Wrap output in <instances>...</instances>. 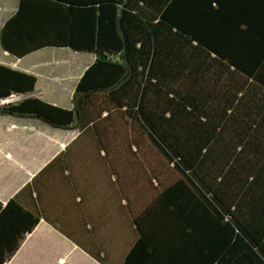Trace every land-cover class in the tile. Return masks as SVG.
<instances>
[{"label": "trees", "instance_id": "obj_1", "mask_svg": "<svg viewBox=\"0 0 264 264\" xmlns=\"http://www.w3.org/2000/svg\"><path fill=\"white\" fill-rule=\"evenodd\" d=\"M1 48L95 60L70 108L27 97L0 115L90 135L137 237L124 264H264V0H18ZM38 77L0 62V100ZM40 216L0 210V264Z\"/></svg>", "mask_w": 264, "mask_h": 264}, {"label": "crops", "instance_id": "obj_2", "mask_svg": "<svg viewBox=\"0 0 264 264\" xmlns=\"http://www.w3.org/2000/svg\"><path fill=\"white\" fill-rule=\"evenodd\" d=\"M17 7L18 3L10 15ZM8 17L0 20V30ZM43 50L64 54L72 49L45 47L23 58L13 56L12 67L38 77L34 92L15 96L39 97L70 108L76 86L95 56L88 53L92 59L72 67L69 55L21 65ZM3 53L5 57L8 52L2 49ZM58 61L59 67L53 65ZM91 141L92 136L80 135L79 129L56 127L35 117L0 115V210L17 197L40 216L5 264H124L137 237L135 226L114 177L106 172L103 153L89 145Z\"/></svg>", "mask_w": 264, "mask_h": 264}, {"label": "rangeland", "instance_id": "obj_3", "mask_svg": "<svg viewBox=\"0 0 264 264\" xmlns=\"http://www.w3.org/2000/svg\"><path fill=\"white\" fill-rule=\"evenodd\" d=\"M18 2H19L18 0H0V20L4 19L5 17H8L10 15V13L13 11L14 6H16ZM51 52H53V51H51ZM71 52H73V51L70 50V53L65 51L64 52L65 55H64L63 53H58V52H53V54H50L49 51L43 50V51L39 52L38 54L32 55V56L28 57V59H25L24 63H21V65H25L27 62H31V61H38L39 59H44L46 57H50L51 55H53L54 57H59L58 58L59 61L62 60L63 57H65L66 55L71 56L70 67H72L76 64L79 65L81 63L87 62V60H89V59H92V56L88 53H83L82 56H79V55H76L75 52H74L75 55ZM10 56H11V54L9 55V53H6V56L4 57V53L2 54V48L0 45V62L7 64V65H10V61H12L13 55H12V57H10ZM59 61L53 62V65L59 67L61 65V63ZM65 65H68V64L65 63ZM14 96H12L13 99H14ZM15 97H16V100L14 99L15 102L20 100V96H15ZM11 98H9V99H11ZM6 103H8V102H6ZM1 105H3V104H1ZM106 172H108V168H107Z\"/></svg>", "mask_w": 264, "mask_h": 264}, {"label": "bare ground", "instance_id": "obj_4", "mask_svg": "<svg viewBox=\"0 0 264 264\" xmlns=\"http://www.w3.org/2000/svg\"><path fill=\"white\" fill-rule=\"evenodd\" d=\"M6 100V102H10L11 100L8 98V99H3V101H5ZM1 101V100H0ZM6 102H4L3 104H6Z\"/></svg>", "mask_w": 264, "mask_h": 264}, {"label": "built area", "instance_id": "obj_5", "mask_svg": "<svg viewBox=\"0 0 264 264\" xmlns=\"http://www.w3.org/2000/svg\"><path fill=\"white\" fill-rule=\"evenodd\" d=\"M4 102H6V100H5V101L1 100V101H0V105L3 104Z\"/></svg>", "mask_w": 264, "mask_h": 264}]
</instances>
